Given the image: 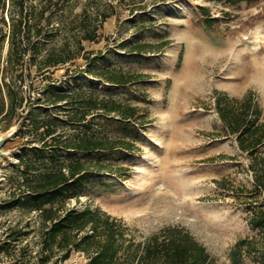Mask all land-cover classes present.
I'll return each instance as SVG.
<instances>
[{
	"label": "rangeland",
	"instance_id": "1",
	"mask_svg": "<svg viewBox=\"0 0 264 264\" xmlns=\"http://www.w3.org/2000/svg\"><path fill=\"white\" fill-rule=\"evenodd\" d=\"M26 8L31 30H42L32 33L34 46L20 64L10 55L8 37V14L16 10L8 1L0 9V82L20 85L38 109L39 124L33 129L29 118L16 134L22 119L14 117L6 130L14 132L0 157V264H39V210L17 195L23 157L37 167L41 160L87 161L76 197L66 206H99L137 240L180 225L224 264L239 239L264 241V230L250 226L246 204L235 193L239 185L252 186L248 160L224 134L213 108L214 91L237 97L252 91L264 120V0H26ZM82 25L93 39L81 38ZM47 54L66 61L49 65ZM117 72L133 78L113 83ZM53 92L70 96L56 101ZM81 97L112 99L135 107L136 114L124 119L96 110L86 122L66 121ZM47 120L58 125L44 138L41 123ZM83 131L126 144L68 156L42 146L43 138L70 139ZM33 147L43 150L36 155ZM86 262L81 251L59 260L55 249L48 264Z\"/></svg>",
	"mask_w": 264,
	"mask_h": 264
},
{
	"label": "trees",
	"instance_id": "2",
	"mask_svg": "<svg viewBox=\"0 0 264 264\" xmlns=\"http://www.w3.org/2000/svg\"><path fill=\"white\" fill-rule=\"evenodd\" d=\"M6 1L16 10L15 13L9 11L8 14L11 21L8 37L10 55L14 56L16 64H20L23 56L34 46L31 42L32 33L37 36L42 29L35 25L34 31L31 30L28 21L32 17L27 11L26 0H0L1 10L5 8ZM82 26L81 38L93 39L94 35ZM0 37H4V34H0ZM133 50L140 51L139 47H133ZM46 60L49 65H54L65 62L66 58L56 59L52 54H47ZM132 78L131 75L117 72L110 81L126 84ZM3 86L6 87V93L2 92ZM53 94L56 101L66 100L70 96L67 93ZM213 108L221 121L224 134L234 138L240 154L248 160L247 170L252 186L247 189L242 185L235 187L236 196L238 199L243 198L246 204L250 226L264 230V120L257 97L252 91H247L240 97L231 96L225 91H214ZM72 109L74 116H66V121L76 123L86 122L87 116L96 110L112 112L124 119L136 114L135 107L125 106L112 99L97 102L96 99L81 97ZM36 113L38 109L33 108L31 99L25 98L20 85L16 88L2 79L0 123H4L3 131L13 125L14 117L22 119L16 134L22 132V126H25L29 118L31 127L38 129L39 124L34 119ZM42 124L46 126L44 138L52 136L58 125L51 120ZM44 138L43 148L48 147L52 154L60 156L91 154L95 150H110L126 144L120 139L95 138L85 131L73 134L70 139L63 135L52 137V141H44ZM53 144L57 146L54 147ZM32 150L38 155L43 149L33 147ZM23 158L21 163L24 167L21 169V182L16 186L17 195H26L25 202L31 208L39 210L42 230L39 264H48L55 249L59 260L67 259L72 251H81L86 255V264H224L212 257L206 247L183 226L166 225L137 240L121 219L113 217L99 206L87 204L81 209L66 206L68 199L76 197V186L82 181L87 161L76 159L52 165L41 160L42 166L37 167L30 166V162L23 161ZM35 169L39 171L36 172ZM216 182L219 187L226 188L222 181ZM15 201L19 202V198H15ZM228 258V264H248L246 259L254 264H264V241L255 237L241 238L231 247Z\"/></svg>",
	"mask_w": 264,
	"mask_h": 264
},
{
	"label": "water",
	"instance_id": "3",
	"mask_svg": "<svg viewBox=\"0 0 264 264\" xmlns=\"http://www.w3.org/2000/svg\"><path fill=\"white\" fill-rule=\"evenodd\" d=\"M13 130L6 131L5 134L0 136V157L5 155V152L2 150L3 145L6 143L8 138L13 134Z\"/></svg>",
	"mask_w": 264,
	"mask_h": 264
}]
</instances>
